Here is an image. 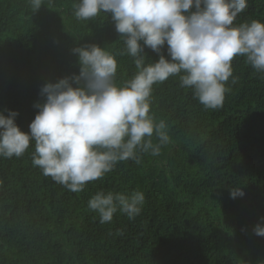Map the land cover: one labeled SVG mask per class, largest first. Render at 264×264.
<instances>
[{
  "label": "trees",
  "instance_id": "16d2710c",
  "mask_svg": "<svg viewBox=\"0 0 264 264\" xmlns=\"http://www.w3.org/2000/svg\"><path fill=\"white\" fill-rule=\"evenodd\" d=\"M76 0H0V110L19 113L21 131L42 102L47 82L79 73L74 47L96 44L117 60V83L137 69L111 15L74 16ZM234 24L264 22V0H247ZM190 9V11H193ZM142 43V42H141ZM167 46L162 54L167 58ZM146 59L158 55L145 47ZM223 106L205 109L179 77L155 84L150 114L168 126L160 155L118 162L72 192L32 164L29 149L0 157V264H264V72L235 56ZM7 115V112H5ZM153 143H157L155 136ZM240 187L243 198L231 199ZM145 195L133 220L119 211L101 224L88 201L98 190ZM119 230H122L119 231Z\"/></svg>",
  "mask_w": 264,
  "mask_h": 264
},
{
  "label": "clouds",
  "instance_id": "9594fccd",
  "mask_svg": "<svg viewBox=\"0 0 264 264\" xmlns=\"http://www.w3.org/2000/svg\"><path fill=\"white\" fill-rule=\"evenodd\" d=\"M28 4L36 12L45 0ZM247 7V0H76L77 20L101 12L111 15L116 32L124 38L121 55L132 57L137 71L117 83L112 53L96 44L74 47L79 73L41 86L43 100L33 105L38 111L28 132L15 123L17 111L0 110V157L19 158L34 141L32 164L54 182L80 192L118 162L139 164L144 153L160 155L170 137L166 122L150 114L155 84L178 76L181 87L191 88L205 109L215 110L223 106L229 78L236 82L231 63L235 56L246 57L254 70L264 72V22L234 24ZM165 45L167 58L162 54ZM145 47L158 60L149 62ZM244 195L240 187L229 188L231 199ZM144 203L139 189L130 193L101 189L91 196L88 208L104 224L118 211L133 220ZM252 230L264 237V217Z\"/></svg>",
  "mask_w": 264,
  "mask_h": 264
}]
</instances>
